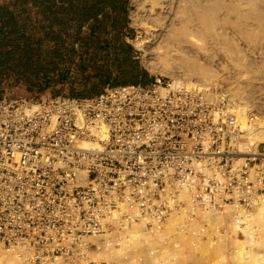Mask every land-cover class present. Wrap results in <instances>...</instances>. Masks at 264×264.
<instances>
[{
    "label": "built area",
    "instance_id": "2783aa9c",
    "mask_svg": "<svg viewBox=\"0 0 264 264\" xmlns=\"http://www.w3.org/2000/svg\"><path fill=\"white\" fill-rule=\"evenodd\" d=\"M232 98L163 76L88 99L0 98V249L20 264H96L91 238L135 222L264 203L259 120L240 122ZM217 231L204 222L203 238Z\"/></svg>",
    "mask_w": 264,
    "mask_h": 264
},
{
    "label": "bare ground",
    "instance_id": "6f19581e",
    "mask_svg": "<svg viewBox=\"0 0 264 264\" xmlns=\"http://www.w3.org/2000/svg\"><path fill=\"white\" fill-rule=\"evenodd\" d=\"M133 2L132 22L148 34L133 41L144 52L146 69L175 85L210 87L224 75L236 79L228 91L238 119L247 124L254 112L259 122L252 139L264 144V0ZM204 222L224 230L213 233L218 242L203 241ZM105 238L101 251L92 255L97 264H176L205 249L216 253L213 264H264V203L249 211H211L202 221L173 215L161 226L148 227L143 220L117 240ZM0 264L20 261L14 252L0 249Z\"/></svg>",
    "mask_w": 264,
    "mask_h": 264
},
{
    "label": "trees",
    "instance_id": "16d2710c",
    "mask_svg": "<svg viewBox=\"0 0 264 264\" xmlns=\"http://www.w3.org/2000/svg\"><path fill=\"white\" fill-rule=\"evenodd\" d=\"M131 0H0V82L15 77L29 91L79 81L72 97L107 88L150 85L154 78L126 43Z\"/></svg>",
    "mask_w": 264,
    "mask_h": 264
},
{
    "label": "rangeland",
    "instance_id": "374dc122",
    "mask_svg": "<svg viewBox=\"0 0 264 264\" xmlns=\"http://www.w3.org/2000/svg\"><path fill=\"white\" fill-rule=\"evenodd\" d=\"M131 1H132L131 2L132 9H131L130 14H129V26H130V29L133 31V34L128 35L126 37L125 41H126V43L130 44L133 47V49L135 51V54H134L135 59L139 60L141 67L144 70H146L150 74L151 77L156 79L157 76L158 77H161V76H159L157 74H153L149 70L146 69V67L143 63V59H142L144 52L138 50L135 47L134 42H133L134 40H136L138 38L146 39L148 34H147L146 28L138 27V26L133 24L132 19H131V15H132V12L137 9V7H136L135 3L133 2V0H131ZM227 76L228 75L222 76V79L217 81L216 84H218V83L223 84L224 89L227 92H229L230 95L232 96V93L230 91H228V88L235 86L237 84V82H236V79H232L230 81L229 79H227ZM164 78L166 79V81H172L171 78H167V77H164ZM73 89H75L77 91H83V86L81 85V83L79 81L70 80V81H65L63 83L54 84L50 89L44 91L43 93H51L53 95H60V94L71 95V92ZM262 91H264V88ZM37 93H39V92H37L36 90L29 91L27 88V85L22 81L21 82L17 81L15 77L5 78L0 82V98H2V97H8V98H13V99H15V98H30V97L36 95ZM261 149L264 150V144L261 145ZM94 239L97 240V244H99V248H100L99 251H101V247H103L102 240H104V237H95ZM209 239H211V241H217L218 242L217 239H214L211 236L204 237L203 241H209ZM228 247L230 248L231 245H228ZM202 254H203V256H202ZM216 257L217 256H216L215 252L206 251V249H205L202 253L195 255V257H191V256L189 257L188 256L184 262L176 263V264H213V260ZM116 264H121V263H116Z\"/></svg>",
    "mask_w": 264,
    "mask_h": 264
}]
</instances>
